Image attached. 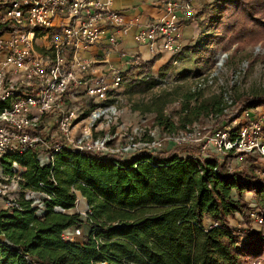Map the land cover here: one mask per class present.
I'll use <instances>...</instances> for the list:
<instances>
[{"label":"trees","instance_id":"1","mask_svg":"<svg viewBox=\"0 0 264 264\" xmlns=\"http://www.w3.org/2000/svg\"><path fill=\"white\" fill-rule=\"evenodd\" d=\"M253 1L264 8V0L246 3ZM236 2L214 0L204 4L196 16L199 35L177 55L193 54L198 74L204 72L201 64L211 61L210 48L220 38L215 29L223 20L224 9ZM250 20L255 18L250 15ZM158 57L159 53L149 59L134 54L122 74L128 92L146 91L159 82L151 74ZM172 64L173 59L164 67ZM141 66L147 72L138 77L135 70ZM194 70L183 69L177 76H189ZM262 103L263 90H253L234 101L238 111ZM164 104L155 99L143 107L157 112L162 132L169 123ZM202 104L218 118H227L228 104L218 93L206 96ZM214 127L201 125L203 131ZM38 152L34 148L15 151L2 159L6 171H12L14 160L26 166L21 180L24 188L49 181L51 167L40 163ZM239 154L233 148L223 156L215 151L204 156L201 145L192 141L128 156L65 147L56 157L58 183L43 214L23 194L19 206L0 207V264H250L264 258V234L230 223V217L238 223L248 221L251 205L246 192H253L260 203L264 184V177L247 162L230 165L229 158ZM73 187L87 198L95 223L76 209L67 210L77 198ZM55 205L66 210H56ZM85 223L89 229L82 239L62 236L64 229Z\"/></svg>","mask_w":264,"mask_h":264},{"label":"built area","instance_id":"2","mask_svg":"<svg viewBox=\"0 0 264 264\" xmlns=\"http://www.w3.org/2000/svg\"><path fill=\"white\" fill-rule=\"evenodd\" d=\"M201 1L159 0L160 13L144 17L141 13L128 15L115 7V0H0V201L19 206L20 196H9L8 192L23 188L25 198L43 214L58 183L56 157L65 147L128 156L141 148L192 141L201 145L204 156L211 151L223 156L238 149L255 159L254 172L264 177V104L236 112L227 128L203 131L193 126L169 135L168 142L162 141L166 135L159 139L139 137V125L124 142L115 141L117 131L93 132L117 122L116 90L134 57L123 47V36L134 29V41L147 44L154 54L162 50L178 54L184 46V26L200 11ZM93 46L102 52L92 53ZM111 53L123 57L124 65L101 68V63H111ZM33 148L39 151L40 163L51 167V174L48 182L24 188L21 180L26 166L14 160L12 171H6L2 159L7 153ZM75 191L73 208L95 223L87 198ZM247 193L251 205L248 221L238 223L230 217V223L264 234V184L260 203L251 191ZM54 208L66 210L61 205ZM82 234V226L62 232L66 239ZM250 264H264V259Z\"/></svg>","mask_w":264,"mask_h":264},{"label":"rangeland","instance_id":"3","mask_svg":"<svg viewBox=\"0 0 264 264\" xmlns=\"http://www.w3.org/2000/svg\"><path fill=\"white\" fill-rule=\"evenodd\" d=\"M213 1H203L201 9L204 4ZM246 2L247 0H237L235 4H229L224 9L223 20L219 28L215 29L220 38L211 45V61L201 64L205 67L203 74L195 72L193 54L186 57L182 53L179 60L174 61L171 66H155L154 69L152 66L151 74L157 77L159 82L146 91L128 92L127 84L122 82L116 90V93H119L117 122L94 129V134L98 135L104 129L117 131L115 141L124 142L127 134L139 125L142 128L139 137L159 139L166 135L162 141L168 142L169 135L185 128L201 125L219 127L229 124L234 114L239 112L238 107L234 105L239 96H245L253 90L264 91V8L256 5V1L251 4ZM250 15L255 18L254 21L250 20ZM241 17L243 22L240 23L238 20ZM183 69L194 71L189 76H177ZM146 72L142 66L135 70L138 77L144 76ZM214 93H218L223 103L228 104L225 110L228 113L226 119L218 118L216 113L210 112L202 104L206 96ZM155 99L165 103V112L169 116L168 129L165 132L160 130L157 123V112L143 110V107H147ZM170 143L172 142H168L169 145ZM144 149L147 148H141L134 153ZM243 161L253 167L257 165L255 159L248 155L239 154L229 158L231 166H237ZM247 192L246 195H249ZM8 193L9 196L19 197L23 188L10 189ZM252 195L256 199L253 192ZM5 204L0 201V207ZM67 210L75 211L74 208Z\"/></svg>","mask_w":264,"mask_h":264},{"label":"crops","instance_id":"4","mask_svg":"<svg viewBox=\"0 0 264 264\" xmlns=\"http://www.w3.org/2000/svg\"><path fill=\"white\" fill-rule=\"evenodd\" d=\"M205 2L208 0H202L201 2ZM115 7L120 8L124 10L128 15H134L137 13L143 14L144 17H154L155 15H158L160 13L159 8V0H115L114 2ZM200 26L196 19V15L194 19L187 20L186 25L184 26V37L183 42L184 46L191 45L196 41L197 36L199 35ZM133 31L132 29L127 35H124L122 38V45L123 47L129 52L128 56L140 53L143 58L149 59L152 58L155 54L150 50L149 46L147 44H138L134 41L133 38ZM183 46V47H184ZM92 53H98L102 52V48L98 46H93L91 49ZM185 53H183V56ZM189 55H186L188 57ZM111 63L103 62L101 63V68H108L109 65H124V58L121 57L117 53H111L110 54ZM179 57L177 54H173L169 50H162L159 52V57L156 59L155 63L153 64V69L155 66H164L166 63H168L171 59H173V62L179 60ZM126 70V69H125ZM89 229V225L86 223L83 224V233H86ZM84 236V235H83ZM83 236H79L78 238H83Z\"/></svg>","mask_w":264,"mask_h":264},{"label":"bare ground","instance_id":"5","mask_svg":"<svg viewBox=\"0 0 264 264\" xmlns=\"http://www.w3.org/2000/svg\"><path fill=\"white\" fill-rule=\"evenodd\" d=\"M81 201H84L83 198H81Z\"/></svg>","mask_w":264,"mask_h":264},{"label":"water","instance_id":"6","mask_svg":"<svg viewBox=\"0 0 264 264\" xmlns=\"http://www.w3.org/2000/svg\"><path fill=\"white\" fill-rule=\"evenodd\" d=\"M221 60H223V58H221ZM85 197V196H84ZM88 201V200H87Z\"/></svg>","mask_w":264,"mask_h":264}]
</instances>
